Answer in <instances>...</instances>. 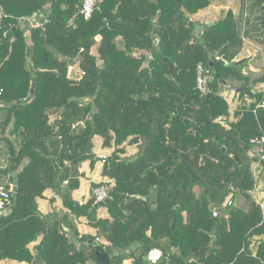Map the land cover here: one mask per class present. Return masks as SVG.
I'll list each match as a JSON object with an SVG mask.
<instances>
[{"label":"trees","instance_id":"1","mask_svg":"<svg viewBox=\"0 0 264 264\" xmlns=\"http://www.w3.org/2000/svg\"><path fill=\"white\" fill-rule=\"evenodd\" d=\"M82 3L0 0V180L9 179L0 186L10 188L12 172L17 181L0 217V261L102 264L85 246L98 239L108 264H149L152 248L162 252L156 264H264V216L251 193L264 142L250 143L264 136V90H254L264 57L250 77L255 58L240 56L244 37L264 45V0L203 23L191 17L210 0H97L87 19ZM36 16L44 25L30 26L27 41L20 19ZM199 64L208 96L196 88ZM231 86L251 100L232 112L222 93ZM99 137L112 150L105 157L94 151ZM125 145L136 154L124 157ZM86 161L101 163L106 181L90 185L107 186L103 201L74 197ZM47 190L62 208L50 197L43 214ZM80 219L92 234L78 231Z\"/></svg>","mask_w":264,"mask_h":264},{"label":"rangeland","instance_id":"2","mask_svg":"<svg viewBox=\"0 0 264 264\" xmlns=\"http://www.w3.org/2000/svg\"><path fill=\"white\" fill-rule=\"evenodd\" d=\"M243 1L244 0H210V5L204 11L201 10V11H198L197 13H195L191 17V19L196 20L200 23H203V22H206L209 20H214L220 16H223L228 9H231L235 14H238L242 10V2ZM244 40H245V45H244V48H243L240 56L243 58L249 57L248 59H252V58L254 59L255 58L252 61L253 65H251L249 67V70H248V67L245 70L246 71L248 70L247 74H249L250 77H258L263 72V69H262L263 61L262 60L264 57V45H261L260 43L258 44V42H256V41L252 42L249 39H247V37H244ZM92 52L93 53L95 52V47L92 48ZM241 57L238 60H243V59H241ZM70 69H71L70 76L75 77L76 73H77V72H75V71H77V66H75V65L71 66ZM256 89L264 90V82L263 83H257L254 86V90H256ZM222 93L226 97V99L228 100L231 112L235 108L239 107V105H242V104L248 105V103L251 101L250 98H246L245 102H242V100L239 98L238 94L236 92H234L231 88H223ZM94 144H95L94 151L97 155H99V157H105V156L109 155L112 151L111 149H109L108 152L102 150V148H101V137H99V139L96 138L94 141ZM124 147L126 148L125 153L123 154L124 157L134 156L137 152L136 151L137 150L136 145H132V146L125 145ZM101 154H106V155H101ZM7 164H8V147H7L6 142L1 138V133H0V166H5ZM99 167H101V165L99 162H97L94 165V168L91 169L89 166V163L87 161L82 163L80 166L79 170L81 172H83V174L86 173L85 176L83 175L84 177L82 180V184H83V187H85L84 191H85L87 196H88V194H89V196H91V190H92L91 185H90L91 182H99L101 179H103L100 176ZM253 169H254V167H253ZM254 176H255L254 177L255 178V187L253 189V192H251V193L254 194L255 189H258L259 191H261V193L263 194V197H264V173L263 172L258 173V171H256ZM0 182L1 183H8L9 179L4 176V177H2ZM229 197H231V195H229L228 198ZM233 201H234V199H233ZM234 203H235V201H234ZM86 264H93V263L89 262Z\"/></svg>","mask_w":264,"mask_h":264},{"label":"built area","instance_id":"3","mask_svg":"<svg viewBox=\"0 0 264 264\" xmlns=\"http://www.w3.org/2000/svg\"><path fill=\"white\" fill-rule=\"evenodd\" d=\"M97 0H83L80 13L83 14L84 18L87 19L90 17L92 12L94 11L95 5ZM4 13L3 9L0 7V23L3 19ZM37 26L41 25L40 22L36 23ZM208 77L209 73L207 70H204L203 67L199 64L197 66V78H196V88L200 91L202 94L208 93ZM264 142V136L262 137H255L250 139V143L254 145L257 149L261 146V144ZM260 160H264V155H259V160L255 163H253L254 169L257 167L258 162ZM10 193H11V185L9 189H5L3 186H0V217L4 216L9 213V199H10ZM109 196L108 194V188L105 184H100L92 188L91 190V197L93 198L94 202L103 201L105 198ZM233 199L231 197L227 198L224 205L225 206H231L233 204ZM213 216L218 215V210L214 209L212 212ZM98 241V239H96ZM162 255V252L158 248H152L150 249L146 254V260L149 262V264H156L160 257Z\"/></svg>","mask_w":264,"mask_h":264},{"label":"crops","instance_id":"4","mask_svg":"<svg viewBox=\"0 0 264 264\" xmlns=\"http://www.w3.org/2000/svg\"><path fill=\"white\" fill-rule=\"evenodd\" d=\"M40 18H41L40 16H36V17H32V18L28 17V18L20 19V23L19 24L25 30V37H26L27 41H29V30H28V28L30 26L31 27L37 26L36 23L40 22ZM250 66H251V64H250ZM102 150L108 152L109 149H102ZM101 155H106V154H101ZM100 165H101V163H100ZM99 169H100V167H99ZM85 174H82V176L80 177V181H81L80 188L74 192V197L77 200H79V201L86 200L89 197V194H88V196L86 195V193L84 191L85 187H83V184H82V180H83V177L85 176ZM103 180L106 181L105 178L101 179L100 181H103ZM252 196L260 204V206L262 208V211H263V216H264V197H263V194L258 189H255V192H254V194H252ZM50 197L54 198L53 205L57 206L58 208H62L60 198L58 196L54 195L50 190H47V191L44 192V198L39 199V210L43 214H46V213L51 211L52 204L49 201ZM79 221L80 222L78 223V231L80 233H90V234H92L94 232L88 225H86V222H85L84 219H80ZM257 240H258V237L254 236V240L252 241V244L257 243L256 242ZM0 264H28V263L27 262H16V261H13V260H2V261H0Z\"/></svg>","mask_w":264,"mask_h":264},{"label":"water","instance_id":"5","mask_svg":"<svg viewBox=\"0 0 264 264\" xmlns=\"http://www.w3.org/2000/svg\"><path fill=\"white\" fill-rule=\"evenodd\" d=\"M180 0H177V2L179 3ZM44 22H45V18L44 17H41L40 18V23L42 24V27L44 25ZM13 28V27H12ZM242 61L243 60H237V61H225L224 62V65L227 66V67H232V66H238L240 64H242ZM212 80V78H210V81ZM219 81L223 84V85H227L226 81L223 80L222 78H219ZM231 89L234 91V92H238L239 91V88L235 87V86H231ZM33 95V88L30 89V92H29V95L20 100L21 102H25L27 100H29ZM209 95V92L207 93V96ZM12 176H13V182L11 184V191L13 193L16 192L17 190V181H16V175H15V172H12ZM233 190L235 189V191H237V188L233 185L230 186ZM85 246H87L88 248H91L94 250V254L96 256V261L98 263H102V264H108L109 261H110V256L108 255V253L105 251L104 247L98 242V241H95L94 243H92L91 240L85 242Z\"/></svg>","mask_w":264,"mask_h":264}]
</instances>
